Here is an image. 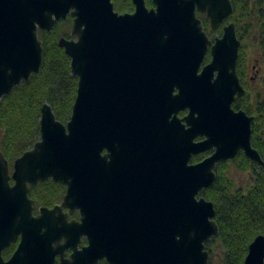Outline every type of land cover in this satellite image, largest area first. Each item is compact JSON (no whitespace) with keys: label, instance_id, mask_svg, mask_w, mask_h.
Wrapping results in <instances>:
<instances>
[{"label":"water","instance_id":"water-1","mask_svg":"<svg viewBox=\"0 0 264 264\" xmlns=\"http://www.w3.org/2000/svg\"><path fill=\"white\" fill-rule=\"evenodd\" d=\"M132 2L120 13L113 0H0V102L40 72L39 30L69 16L71 37L59 45L78 77L67 123L44 103L40 139L13 171L0 149V264H208L219 226L201 192L240 150L264 165L252 117L233 108L245 93L235 23L213 41L197 15L216 28L231 0ZM49 179L66 193L35 213L31 186ZM244 264H264V234Z\"/></svg>","mask_w":264,"mask_h":264},{"label":"trees","instance_id":"trees-1","mask_svg":"<svg viewBox=\"0 0 264 264\" xmlns=\"http://www.w3.org/2000/svg\"><path fill=\"white\" fill-rule=\"evenodd\" d=\"M113 2L115 10L120 12L134 10L131 0ZM146 2L148 6L153 5L152 0ZM231 2L234 7L231 19L237 21L240 29L241 21L238 17L250 16L248 0ZM200 16L204 28L209 29V18L203 14ZM71 25L72 17H68L65 21H59L53 30L39 32L44 47L40 72L32 75L29 81L15 87L0 102V149L11 167L19 156L31 149L40 139L41 108L44 103L51 105L61 122L67 123L71 118L78 77L72 74L71 59L59 45L61 37L71 36ZM239 29L237 36L240 39L248 37ZM217 31L219 34L222 33V29ZM260 36L264 43V33ZM243 51L244 48L239 53L237 70L240 78L245 80L246 58ZM210 59L211 55L208 54L206 62ZM209 153L193 156L191 161L198 162ZM231 166L242 172L251 171L253 182L247 189L239 186L229 175ZM64 194L65 186L51 179L32 185L30 190L36 213L40 206H53L59 203ZM201 195L213 201L216 209L214 218L219 226V234L206 242L209 253L213 252V244L219 242L224 249L225 264H244L249 245L256 236L264 234V166L249 159L244 152H239L233 159L217 165L215 182L204 189ZM16 248L17 243L6 248L3 252L4 257L10 258ZM100 264L109 263L103 260ZM208 264H212L211 260Z\"/></svg>","mask_w":264,"mask_h":264},{"label":"flooded vegetation","instance_id":"flooded-vegetation-1","mask_svg":"<svg viewBox=\"0 0 264 264\" xmlns=\"http://www.w3.org/2000/svg\"><path fill=\"white\" fill-rule=\"evenodd\" d=\"M248 4H249V9H250V16H248V17L239 16L238 17L240 19V21H241L240 22V24H241L240 29L243 30V32L242 31L241 32L248 35V37H245L244 39L243 38L240 39L238 37L241 40L240 50H242V48H244V51H245V47H246L245 41L249 38L251 33H256L257 34V39L259 41L260 48H261V52H260L261 56L260 57H256V58L254 57L253 58L254 62L249 66L248 65L249 59L245 55V58H246V61H245L246 62V70H245L246 78H245V80H242L240 78L241 83H242V85H243V87L245 89V93L240 97V101L238 103H234L233 104V108L235 110H237V111L244 110L249 116L252 117V123H251V128H252L251 142H252V146L255 149L258 150L261 158L263 159V153H264V91H260L259 89L262 86L264 87V43H263V41L261 39V36H260L261 33H264V0H248ZM153 6L154 5L149 6V7H153ZM134 10H135V7H134ZM133 11H129V12H133ZM118 12H120V11H118ZM120 13H123V12H120ZM201 14L207 16L206 13H201V12L197 13V15L200 18H201V16H200ZM233 14H234V7H233ZM232 15H230L228 18H226L216 28H212L211 22H210V19H209L210 28L209 29H205L204 28V29L206 30V32L211 31V30H216L217 31L218 29H222V33H223L224 26L227 25L228 23L234 22L235 26H236V31H237L239 29L238 25H237V21L235 19H231ZM71 28H72V25H71ZM40 31H48V30H39V32ZM70 33H71V31H70ZM222 33L220 34V36L222 35ZM215 38L213 39V41L215 40ZM43 51H44V47H43ZM245 53H246V51H245ZM248 80H250L251 82L252 81L255 82V92L251 91L249 85L247 84ZM175 92H177V90ZM241 105H243L245 107H243ZM189 111H190L189 109H185V110L180 111L178 113V117L179 118L185 117L189 113ZM202 139L203 138H200V137L197 138L198 141L202 140ZM253 140H255V141L253 142ZM254 145H256V146H254ZM260 149H262V150L260 151ZM239 152H244V151L240 150ZM211 153L212 152H210L208 155H210ZM263 161H264V159H263ZM254 162H256V161H254ZM257 164H259V163H257ZM259 165L260 166H264V165H261V164H259ZM10 167H11V165H10ZM13 170H14V164H13V167H11V171H13ZM62 185H64V184H62ZM64 186H65V193H66L67 186L66 185H64ZM62 200H63V198H62ZM62 200L59 203H56V204H61ZM56 204H54V205H56ZM53 206H48V207H53ZM40 207H43V206H40ZM34 208H35V202H34ZM39 208H38V211H39ZM65 210H67V208ZM71 218L79 219L80 218L79 212L77 211L74 214H72ZM87 243H88L87 238L83 237L82 238V242L80 244V247H82L83 245H85ZM70 253H71V250H68L66 252V256H69ZM56 263L57 264L60 263V258L59 257L57 258Z\"/></svg>","mask_w":264,"mask_h":264},{"label":"rangeland","instance_id":"rangeland-1","mask_svg":"<svg viewBox=\"0 0 264 264\" xmlns=\"http://www.w3.org/2000/svg\"><path fill=\"white\" fill-rule=\"evenodd\" d=\"M207 34L213 40L215 37L220 36V34L216 30L208 31ZM245 51L243 53L249 59L248 65L250 66L254 62V57H260L261 55V48L259 41L257 39L256 33H251L249 38L245 41ZM206 62V60H205ZM251 91L255 92V82H251L250 80L247 81ZM260 91H264V87L262 86ZM206 153V152H204ZM229 175H231L238 183L239 186L247 189L253 182V174L251 171H239L234 166H231L229 169ZM213 252L210 253L209 261L211 260L212 264H225V253L224 249L220 245L219 242H215L212 246Z\"/></svg>","mask_w":264,"mask_h":264}]
</instances>
